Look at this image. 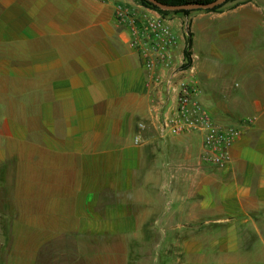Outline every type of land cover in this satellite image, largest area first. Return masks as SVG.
<instances>
[{"label":"crops","instance_id":"1","mask_svg":"<svg viewBox=\"0 0 264 264\" xmlns=\"http://www.w3.org/2000/svg\"><path fill=\"white\" fill-rule=\"evenodd\" d=\"M114 1L0 0V166L12 204L0 210L2 264H132L145 232L160 234L152 264H264V1L184 14L201 101L242 129L223 166L203 159L198 132L160 134L173 99L127 42ZM170 19L182 56L180 18ZM196 40L228 60L212 64Z\"/></svg>","mask_w":264,"mask_h":264},{"label":"built area","instance_id":"2","mask_svg":"<svg viewBox=\"0 0 264 264\" xmlns=\"http://www.w3.org/2000/svg\"><path fill=\"white\" fill-rule=\"evenodd\" d=\"M114 17L125 31L129 45L141 54L151 81L164 84L167 96L173 99L160 117V134L198 132L203 159L212 165H225L230 147L242 129L233 123L216 121L199 99L198 83L190 76L189 65H183V54H178L179 33L170 17L133 0H115ZM137 125L134 142L139 143L145 123L139 121Z\"/></svg>","mask_w":264,"mask_h":264},{"label":"rangeland","instance_id":"3","mask_svg":"<svg viewBox=\"0 0 264 264\" xmlns=\"http://www.w3.org/2000/svg\"><path fill=\"white\" fill-rule=\"evenodd\" d=\"M133 1H138L140 3H142L140 0H133ZM264 1V0H262ZM144 4V3H142ZM146 5V4H144ZM149 6V5H147ZM151 8H154L152 6H149ZM156 9V8H154ZM159 11V10H158ZM168 17H179L180 18V30L181 32H184V40H181V45L186 43V36H187V31L189 30V19L187 17L184 16V13H177V12H170L165 14ZM195 42V50L198 53L199 49L202 50V52L200 51V54L204 55H210L211 59L213 60L212 64H215L217 62H226L228 60V57L225 56L223 58H220L217 54H212L209 51V45H206V43H200V41H194ZM199 48V49H198ZM203 51H205V53H203ZM183 57H184V53H183ZM185 59V58H184ZM202 59V58H201ZM195 62L199 61L198 58H196L194 60ZM200 89V88H198ZM199 93V98L200 100L202 92L201 90L198 91ZM204 103V102H203ZM205 104V103H204ZM2 171H3V164L0 166V210H4V213H11L12 210V204L10 199L8 198L7 194H6V189H5V185L2 183ZM264 220V219H263ZM8 215H4L3 213H0V264H2V254L4 251V248L6 247L7 244V236L6 234H4V229L7 227V235H8ZM159 235L157 232H145L142 233L140 236V239L138 240H134V242L132 243L131 246V250H132V264H152L151 260L152 258L149 257L151 255L156 254L154 251H156L157 249L152 248L153 244L156 243L157 241H159ZM159 250V249H158ZM150 254V255H149ZM149 255V256H147ZM149 258H147V257ZM145 259V261H141V258ZM150 261V262H149ZM156 264H159V262H156Z\"/></svg>","mask_w":264,"mask_h":264},{"label":"trees","instance_id":"4","mask_svg":"<svg viewBox=\"0 0 264 264\" xmlns=\"http://www.w3.org/2000/svg\"><path fill=\"white\" fill-rule=\"evenodd\" d=\"M140 1L142 3H144V4H146V5H149V6H152V7L156 8L157 10H159L163 14H167V13H170V12H181V13H184V14H188V13H190V11H192L194 9H197V8H193V9L192 8L162 9V8L158 7L157 5L153 4L149 0H140ZM161 1H164V2H167V3H183V2H186V1L207 2V1H210V0H161ZM227 1H229V0H224L221 3H218V4H216V5L212 6V7H208V8H204V9H206V10H218V9H221V7ZM190 46H191V33L188 30L187 31V36H186V43H185V46L183 48V53H184V58H185V61H184V64H183L184 66H188L191 63ZM4 234H6V236H7V227L4 229Z\"/></svg>","mask_w":264,"mask_h":264},{"label":"water","instance_id":"5","mask_svg":"<svg viewBox=\"0 0 264 264\" xmlns=\"http://www.w3.org/2000/svg\"><path fill=\"white\" fill-rule=\"evenodd\" d=\"M153 4L157 5L162 9H181V8H208L212 7L218 3H221L224 0H210L207 2H194V1H186L183 3H167L161 0H149Z\"/></svg>","mask_w":264,"mask_h":264}]
</instances>
